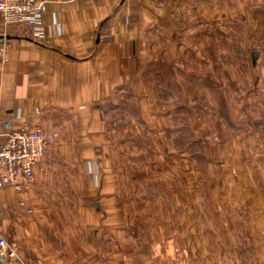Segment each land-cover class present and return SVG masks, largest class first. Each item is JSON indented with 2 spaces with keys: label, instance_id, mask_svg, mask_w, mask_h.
<instances>
[{
  "label": "crops",
  "instance_id": "obj_1",
  "mask_svg": "<svg viewBox=\"0 0 264 264\" xmlns=\"http://www.w3.org/2000/svg\"><path fill=\"white\" fill-rule=\"evenodd\" d=\"M43 1L36 36L0 14V131L56 132L1 258L264 264V0Z\"/></svg>",
  "mask_w": 264,
  "mask_h": 264
},
{
  "label": "built area",
  "instance_id": "obj_2",
  "mask_svg": "<svg viewBox=\"0 0 264 264\" xmlns=\"http://www.w3.org/2000/svg\"><path fill=\"white\" fill-rule=\"evenodd\" d=\"M43 0H0V14L6 24H16L31 36L42 33ZM7 59L0 46V63ZM55 131L20 125L6 132L0 131V187L9 186L20 191L34 180L35 166L45 150L54 142ZM8 241L0 232V257L7 258Z\"/></svg>",
  "mask_w": 264,
  "mask_h": 264
},
{
  "label": "rangeland",
  "instance_id": "obj_3",
  "mask_svg": "<svg viewBox=\"0 0 264 264\" xmlns=\"http://www.w3.org/2000/svg\"><path fill=\"white\" fill-rule=\"evenodd\" d=\"M258 55H259V52H258V50H256V49H250L249 50V56H250V58H251V68H252V70L253 71H256V67H257V59H258ZM251 116H252V112L251 111H249L248 112ZM264 115V114H263ZM261 116V115H260ZM254 118L255 119H258L259 118V116L256 114V115H254ZM259 124L260 125H264V117H262V119H260L259 120ZM218 129H219V132H220V134H224L226 131L225 130H222L221 128H219L218 127ZM222 131V132H221ZM210 135L209 133H207V131H204L203 130V132H201V135L203 136V135ZM197 145V144H196Z\"/></svg>",
  "mask_w": 264,
  "mask_h": 264
},
{
  "label": "water",
  "instance_id": "obj_4",
  "mask_svg": "<svg viewBox=\"0 0 264 264\" xmlns=\"http://www.w3.org/2000/svg\"><path fill=\"white\" fill-rule=\"evenodd\" d=\"M0 263L1 264H7L1 257H0Z\"/></svg>",
  "mask_w": 264,
  "mask_h": 264
}]
</instances>
